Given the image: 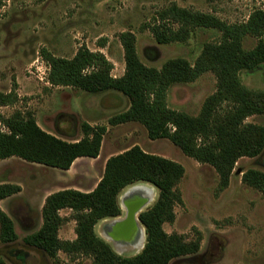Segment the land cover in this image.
Instances as JSON below:
<instances>
[{"label": "rangeland", "instance_id": "374dc122", "mask_svg": "<svg viewBox=\"0 0 264 264\" xmlns=\"http://www.w3.org/2000/svg\"><path fill=\"white\" fill-rule=\"evenodd\" d=\"M171 1L229 22L245 20L254 8L264 9V0H0V93L15 89L18 94L14 105L0 106V111L5 115L15 109L31 111L43 129L67 139L83 136V122L105 125L107 129L99 155L77 158L68 170L18 157L0 159V183L21 187L18 193L0 200V208L13 219L17 234L13 242L0 240V260L6 264H91L89 257L71 258L62 251L51 258L26 245L22 238L41 225V207L49 193L63 188L91 190L103 173L106 159L135 144L173 159L185 169L178 183L183 204L175 206L174 221L164 223L163 228L168 233L182 234L187 240L200 233V249L195 255L173 259L169 264H264V193L241 181L249 168L264 170V151L256 157L239 158L228 186L220 190L218 175L211 165L183 154L168 139L149 138L145 127L136 121L111 125L109 118L129 105L125 96L111 90L89 93L67 86L52 87L29 72L37 59L44 65L39 55L42 47L57 56L71 57L85 45L102 51L114 64L112 74L120 76L125 62L119 33L126 30L135 34L137 54L146 65L161 67L175 56L193 62L203 43L218 39L217 30L197 28L185 43L158 44L149 30L142 28ZM101 39H106L103 47L98 44ZM256 41L247 36L243 46L252 48ZM239 77L247 88L264 90V66L256 72L241 71ZM215 89V76L206 72L193 82L171 85L167 104L196 115ZM246 122L264 123V116L251 115ZM135 184L153 188V198L145 209L156 200L158 190L147 182ZM131 186L119 194L121 214L100 220L95 226L96 233L124 256L134 255L143 247H132L109 236L112 223L127 216L122 197ZM70 213L68 209L60 211L64 217ZM74 228L75 221L68 218L59 229V237L74 239Z\"/></svg>", "mask_w": 264, "mask_h": 264}, {"label": "trees", "instance_id": "16d2710c", "mask_svg": "<svg viewBox=\"0 0 264 264\" xmlns=\"http://www.w3.org/2000/svg\"><path fill=\"white\" fill-rule=\"evenodd\" d=\"M142 28L149 30L158 44L185 43L197 28H213L220 35L203 43L193 62L175 56L155 67L139 58L135 34L122 31L119 40L125 65L120 76L112 74L114 64L100 50L81 45L73 56L65 57L42 47L39 55L48 65L47 80L52 87L67 86L89 93L111 90L125 96L129 105L109 118L111 125L141 123L149 138L168 139L183 154L211 165L223 190L239 158L256 157L264 151V123L246 122L251 115L264 116V90L247 88L239 77L241 71L256 72L264 66V9L254 8L245 20L229 22L171 1ZM247 36L257 40L252 48L243 46ZM105 41H98L99 46ZM206 72L215 76L216 89L204 99L196 115L168 106L171 85L193 82ZM17 100L15 89L0 93V106L14 105ZM81 128V138L67 139L43 129L31 111L15 109L9 115L0 111V159L16 156L68 170L78 157L96 158L107 131L105 125L87 122ZM184 172L181 163L132 145L106 159L103 173L91 190L63 188L49 193L41 207V225L22 240L51 258L62 251L71 258L89 257L91 264H169L173 259L195 255L200 249V233L187 240L163 228L164 223L174 221L175 206L183 204L178 183ZM138 181L154 186L158 195L137 216L145 234L142 249L124 256L96 233L95 226L100 220L121 214L120 192ZM241 181L264 193V170L249 168ZM20 189L16 183L1 182L0 200ZM62 209L70 210V216H62ZM68 218L75 221V238L61 239L59 229ZM16 239L13 219L0 208L1 242ZM0 264L6 263L0 260Z\"/></svg>", "mask_w": 264, "mask_h": 264}, {"label": "bare ground", "instance_id": "6f19581e", "mask_svg": "<svg viewBox=\"0 0 264 264\" xmlns=\"http://www.w3.org/2000/svg\"><path fill=\"white\" fill-rule=\"evenodd\" d=\"M122 208L127 216L115 220L110 226V237L120 243H129L140 248L144 241V232L137 222V215L153 198V188L146 184H134L122 197Z\"/></svg>", "mask_w": 264, "mask_h": 264}, {"label": "built area", "instance_id": "2783aa9c", "mask_svg": "<svg viewBox=\"0 0 264 264\" xmlns=\"http://www.w3.org/2000/svg\"><path fill=\"white\" fill-rule=\"evenodd\" d=\"M41 62L38 61L37 63L36 60L32 65L29 67V72L31 74H36L37 77H39L40 80H43L45 84L50 85L48 80H47V71H48V65L44 62V65L40 64Z\"/></svg>", "mask_w": 264, "mask_h": 264}, {"label": "crops", "instance_id": "0c3cea01", "mask_svg": "<svg viewBox=\"0 0 264 264\" xmlns=\"http://www.w3.org/2000/svg\"><path fill=\"white\" fill-rule=\"evenodd\" d=\"M47 131H48V130H47ZM12 157H16V156H12ZM9 158H10V157H9ZM18 158H19V157H18ZM78 158H80V157H78ZM20 159H21V158H20ZM76 159H77V158H76ZM76 159H75V160H76ZM22 160H23V159H22ZM75 160H74V161H75Z\"/></svg>", "mask_w": 264, "mask_h": 264}, {"label": "flooded vegetation", "instance_id": "af4514ba", "mask_svg": "<svg viewBox=\"0 0 264 264\" xmlns=\"http://www.w3.org/2000/svg\"><path fill=\"white\" fill-rule=\"evenodd\" d=\"M109 235H110V231H109Z\"/></svg>", "mask_w": 264, "mask_h": 264}]
</instances>
